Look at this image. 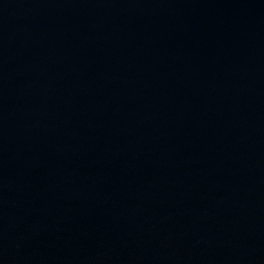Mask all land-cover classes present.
I'll return each mask as SVG.
<instances>
[{"label": "water", "instance_id": "obj_1", "mask_svg": "<svg viewBox=\"0 0 264 264\" xmlns=\"http://www.w3.org/2000/svg\"><path fill=\"white\" fill-rule=\"evenodd\" d=\"M0 264H264V0H0Z\"/></svg>", "mask_w": 264, "mask_h": 264}]
</instances>
